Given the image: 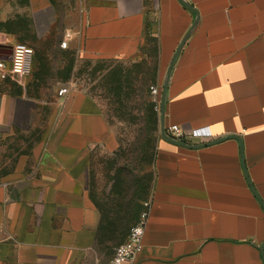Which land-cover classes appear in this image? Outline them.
<instances>
[{
  "label": "crops",
  "instance_id": "0c3cea01",
  "mask_svg": "<svg viewBox=\"0 0 264 264\" xmlns=\"http://www.w3.org/2000/svg\"><path fill=\"white\" fill-rule=\"evenodd\" d=\"M85 3L82 27L64 38L68 46L76 41L85 54L127 61L150 59L153 44L157 63L159 125L147 164L154 175L148 198L138 197L141 209L148 199L152 207L143 250L132 264H264V0ZM16 39L0 24V59L10 57ZM183 41L164 126L208 127L209 138L169 135L189 145L212 142L199 148L161 134L167 70ZM11 82L0 80V144L32 110L10 91ZM58 101L37 149L0 176V264H102L103 246L115 249L130 233L120 237L111 226L113 236L103 238L107 223L124 221L132 204L114 221L88 183L100 148L115 165L125 161L113 170L110 187L120 177L135 187V159L121 151L127 141L87 90L76 88Z\"/></svg>",
  "mask_w": 264,
  "mask_h": 264
},
{
  "label": "rangeland",
  "instance_id": "374dc122",
  "mask_svg": "<svg viewBox=\"0 0 264 264\" xmlns=\"http://www.w3.org/2000/svg\"><path fill=\"white\" fill-rule=\"evenodd\" d=\"M85 2L0 0V24L17 35L16 42L28 44L35 52L28 76L21 82L14 81L7 85L13 94H22L32 110L28 118L22 120L20 128L14 127L9 132L5 144H0V176L12 172L19 161L23 163L25 156L40 145L47 131V122L58 108L61 87L67 86L71 92L83 88L100 101L107 118L115 125L120 140L127 141L121 148L124 154L131 142L135 141L139 126L149 124L151 109L157 111L156 106L151 104L154 101L150 89L152 85L159 84L153 44L150 59L139 56L136 60L127 61L85 54L75 45L76 41L67 48L60 46L68 32H77L82 27ZM124 163L122 159L115 165L114 158L100 148L96 149L91 163L88 183L94 192L100 194L101 202L105 201L114 221L119 219L116 217L121 214L119 209L132 201V195L148 198L154 175L152 167L143 164L144 168L137 174L141 189L136 186L131 189L123 177H120V185L115 187L116 183L113 182L110 187V181L115 177L113 170ZM110 204L114 206L113 209ZM117 223H107L102 233L104 239L113 236L111 232L109 234L108 227ZM135 224L130 226L128 232ZM114 250L103 246L102 264H107Z\"/></svg>",
  "mask_w": 264,
  "mask_h": 264
},
{
  "label": "built area",
  "instance_id": "2783aa9c",
  "mask_svg": "<svg viewBox=\"0 0 264 264\" xmlns=\"http://www.w3.org/2000/svg\"><path fill=\"white\" fill-rule=\"evenodd\" d=\"M63 48L68 47V40L62 41ZM9 58L0 59V80H13L21 82L31 71L34 57V49L26 43L16 42L12 46ZM153 101L156 103V109L159 110L161 88L158 85L151 86ZM70 88L65 86L59 89V96L65 97L69 94ZM166 133L176 138L198 137L209 138L211 130L208 127L185 130L178 124L171 125L165 129ZM152 201L150 199L143 202L138 222L131 228L127 239L115 248L114 255L107 264H132L138 255L142 252L144 246L145 229L149 222Z\"/></svg>",
  "mask_w": 264,
  "mask_h": 264
},
{
  "label": "trees",
  "instance_id": "16d2710c",
  "mask_svg": "<svg viewBox=\"0 0 264 264\" xmlns=\"http://www.w3.org/2000/svg\"><path fill=\"white\" fill-rule=\"evenodd\" d=\"M153 107L156 106L155 102L151 103ZM149 124H144L143 126H139L137 129V135L135 136V141L131 144L129 150V154L134 157L135 163L133 167L135 170H141L144 168V165L151 164L155 157V152H153V148L155 150V142L157 139L156 133L158 131L159 119H158V111L155 109H151V115H149ZM143 123V122H142ZM152 142L154 143L152 145ZM152 148V150H151ZM146 161V162H145ZM145 162V163H144ZM144 164V165H143ZM135 186L139 189L142 188V184L137 182V176H135ZM138 198L134 197L131 201L132 208L128 211L126 217H124V221H120L117 224H114L116 228L115 231H119V236H126L129 232L128 229L133 223H137L139 220V215L141 213V206L138 204ZM114 232V231H113ZM112 232V233H113Z\"/></svg>",
  "mask_w": 264,
  "mask_h": 264
},
{
  "label": "water",
  "instance_id": "95a60500",
  "mask_svg": "<svg viewBox=\"0 0 264 264\" xmlns=\"http://www.w3.org/2000/svg\"><path fill=\"white\" fill-rule=\"evenodd\" d=\"M184 3H185V5L188 8H190L193 11H196L191 4H189L188 2H184ZM184 44H185L184 41L181 42V46L176 51V54L174 56V59H173L171 65H170V67H169V70H167L168 73H167V77H166V80H165V83H164V88H163L162 97H161V99H162L161 100V112H160L161 113V116H160L161 134H162V136L164 138H166L167 140H169V141H171L173 143L184 145V146H188V147H193V148H199V147H203V146H206V145H209V144L211 145L212 142L211 143L208 142V143H203V144H197V145H189V144H187L185 142L175 140V139L171 138L169 135H167V133L165 131V126H164L165 125V100H166L165 98H166V94H167L169 80H170V77H171V72H172L171 70H173V66L175 64V61H176V59H177V57H178V55H179V53L181 51V48L183 47Z\"/></svg>",
  "mask_w": 264,
  "mask_h": 264
}]
</instances>
